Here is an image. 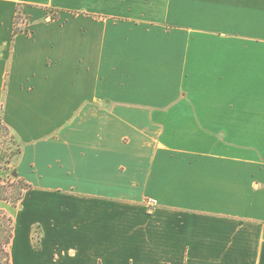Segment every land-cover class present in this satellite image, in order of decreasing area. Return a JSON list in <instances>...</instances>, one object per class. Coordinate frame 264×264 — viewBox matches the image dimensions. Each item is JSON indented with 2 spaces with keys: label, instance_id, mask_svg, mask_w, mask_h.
Instances as JSON below:
<instances>
[{
  "label": "crops",
  "instance_id": "crops-1",
  "mask_svg": "<svg viewBox=\"0 0 264 264\" xmlns=\"http://www.w3.org/2000/svg\"><path fill=\"white\" fill-rule=\"evenodd\" d=\"M0 121L10 264H264V0H0Z\"/></svg>",
  "mask_w": 264,
  "mask_h": 264
},
{
  "label": "rangeland",
  "instance_id": "rangeland-1",
  "mask_svg": "<svg viewBox=\"0 0 264 264\" xmlns=\"http://www.w3.org/2000/svg\"><path fill=\"white\" fill-rule=\"evenodd\" d=\"M17 16L20 18V29L25 26V24L23 23L26 22L25 20L28 21L27 24L30 23L29 17L24 14L22 8H20V11H18ZM48 16H52L54 18L53 21L56 20V15L54 14V12H48L45 20ZM46 22L48 21L46 20ZM20 152V144H18L15 138H12V134H7L0 126V198L6 197L10 202L13 201L12 203L16 202L17 198L22 192L23 187V183L18 182V179H16L13 173V164L16 158L19 156ZM9 201L5 202L3 200H0V202H2V206L4 205L6 209H8L7 207L16 208L18 206H13ZM10 217L11 216L8 214V212L0 208V223L2 222L3 224H5V220L9 219ZM4 218L5 220H3ZM2 241L3 235H0V243ZM1 257L2 256L0 255V258Z\"/></svg>",
  "mask_w": 264,
  "mask_h": 264
},
{
  "label": "trees",
  "instance_id": "trees-1",
  "mask_svg": "<svg viewBox=\"0 0 264 264\" xmlns=\"http://www.w3.org/2000/svg\"><path fill=\"white\" fill-rule=\"evenodd\" d=\"M0 126L4 129V131L7 134H11L8 127L4 123H2L1 121H0ZM12 138H15V137L12 135ZM14 176L16 177V179H18V182L23 183L22 184V186H23L22 192H21L20 196L17 198L16 202H14V203H12L13 201L10 202L9 199H7L6 197H1L0 200H3L5 202L9 201L13 206H16L19 204L20 200L22 199L24 191L29 189L30 186L28 184H26L24 181H22L21 179H19L17 174H14ZM3 220H5V218ZM13 226H14L13 220L11 217L9 219L5 220V224H3L2 222L0 223V235L1 236L3 235V241L0 243V255L2 256L0 258V264H10L8 246H9L11 239H12V236H13Z\"/></svg>",
  "mask_w": 264,
  "mask_h": 264
},
{
  "label": "built area",
  "instance_id": "built-area-1",
  "mask_svg": "<svg viewBox=\"0 0 264 264\" xmlns=\"http://www.w3.org/2000/svg\"><path fill=\"white\" fill-rule=\"evenodd\" d=\"M19 20H20V18L19 17H17V21H16V30L17 31H21V32H27V28L29 27V25H30V23L29 24H27V20H25L26 22H23L24 24H25V26L24 27H22L21 29H20V25H19ZM46 20L48 21V22H52L53 20H54V18L52 17V16H48L47 18H46ZM29 32H27V34H28Z\"/></svg>",
  "mask_w": 264,
  "mask_h": 264
}]
</instances>
